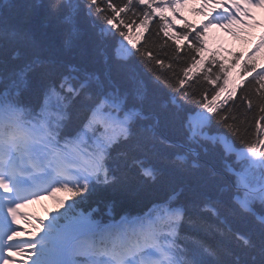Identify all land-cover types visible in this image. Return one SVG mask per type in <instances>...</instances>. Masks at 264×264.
Listing matches in <instances>:
<instances>
[{"label":"snow or ice","instance_id":"snow-or-ice-1","mask_svg":"<svg viewBox=\"0 0 264 264\" xmlns=\"http://www.w3.org/2000/svg\"><path fill=\"white\" fill-rule=\"evenodd\" d=\"M83 2L91 7L97 4V0ZM182 2L123 0L119 5L113 4L114 15L120 19L109 16L104 22L142 58L146 57L157 68L167 67L173 74L175 91L187 96L201 88L196 102L233 138L213 137L218 140L225 160L233 153V141H238L244 153L264 165V66L258 67L253 55L264 46V34L247 54L230 53V59L220 56L218 49H208L204 39L213 20L234 36L259 24L253 10L264 9V0H231L227 14L213 15L194 32L190 33L193 26L187 22L182 29L169 31L174 25L164 14V7L176 15ZM53 7L65 9L63 22L69 26L65 47L70 48L80 32L76 24L80 3L55 0ZM157 20L155 36L162 35L164 48L171 49V55L166 53L163 58L143 48L152 32L151 24ZM135 28L141 29L136 33L142 37L140 43L126 35ZM2 35L0 32V37ZM11 35L21 40L31 39L26 33ZM205 52L209 55L205 56ZM112 58L117 61L123 58L120 48L114 51ZM49 64L50 61L37 55L7 78L0 76V114L3 115L0 168L7 170L0 171V189L9 194L5 202L13 192V181L20 188L38 181H51V186L45 190L48 195L54 196L59 191L70 195L67 200L57 198L63 211L47 222L38 217L29 220L26 214L18 212L23 205L17 201L7 204V218L11 217V224L17 227L10 225L7 231L0 233V264H94L88 259H73L76 256L87 258L96 251V241H86L84 237H98V242L103 244L119 231V226L102 227L91 214L77 211L87 204L77 198L87 191L90 181L107 184L115 180L107 167L111 146L121 140L128 141L134 123L150 119L144 108L146 90L135 77L129 76L124 82L111 78L102 80L95 73L82 72L78 66L68 64L59 80H48L37 88L33 74ZM233 68L239 69L238 83L231 80ZM161 81L171 83V78ZM157 125L156 120L145 124L140 132L142 139L170 146L171 141L158 134ZM207 133L204 126L194 128L192 138L206 137ZM176 158L187 161L188 154H177ZM132 163L143 177L156 180V171L151 166L145 167L139 159H133ZM200 166L192 165L193 168ZM181 191L166 194L161 201L166 209L158 206L154 219L139 225L135 240L112 241L108 254L117 257L114 264H134L133 260L125 261V255H139L140 264H264V211H257V208L264 210V176L259 187H244L241 194L233 198L234 208L228 212L232 217L250 219L246 231L235 228L227 217L220 216L218 201L196 205L200 213L216 218L215 231L221 236L229 235L235 242L238 251L223 249L227 257H233L226 261L220 259L219 248L198 239L195 234L179 236L178 229L185 219L196 227L193 215H188L183 205L172 203L178 201ZM32 196L38 198V194ZM20 200L27 203L28 197ZM89 207L94 211L98 205ZM19 215L25 216V223L32 224L24 230L26 236H21ZM152 256L163 258L153 260Z\"/></svg>","mask_w":264,"mask_h":264},{"label":"trees","instance_id":"trees-1","mask_svg":"<svg viewBox=\"0 0 264 264\" xmlns=\"http://www.w3.org/2000/svg\"><path fill=\"white\" fill-rule=\"evenodd\" d=\"M75 2L80 3L76 17L80 32L78 38L73 39L70 48L65 47V39L69 31V26L63 22L65 9L54 8L55 0H13L12 4L2 6L0 10V32L3 33L0 37V73L15 70L31 60L33 56L38 55L50 61V64L47 68L33 74L37 88L48 80L58 79L66 63L95 73L102 80L111 78L117 82H124L127 77L133 76L137 81L142 82L146 90L144 108L149 113L151 122L158 121L160 134L171 142L181 141L182 135L184 139V135H188L187 129L183 127L186 113L195 108L206 113L195 99L201 88L194 89L187 96L182 91H175L172 72L167 70V67L157 68L137 52L127 60L117 61L112 58L113 44L118 34L104 20L109 16L115 20L120 19L114 15L113 4L119 5L123 3V0H108L111 5L105 3V0H97L95 7L86 5L83 0H75ZM128 15L131 16V13ZM151 28L152 32L148 34V40L143 44L144 50L151 51L162 58L166 53L171 55V49L164 48L162 35L155 36L158 26L153 24ZM13 32L26 33L31 39L21 40L12 36ZM153 75L160 76L161 80L171 78V83L154 78ZM197 83L200 82L197 81ZM211 125L215 136L221 133L233 139L213 118ZM199 143H201L198 147L202 157V161H199L201 166L193 168L185 166L174 157L173 145L164 146L154 141L145 142L141 134L137 139L122 141L115 154V180L92 190L86 202L100 207L112 204L116 211L140 210L149 202L162 198L172 189L178 192L182 190L179 199L185 202L189 211L188 215H193L196 227L192 229L196 237L219 248L222 261L233 258L227 257L223 249L227 247L238 251L235 242L229 235L221 236L218 231H215L216 218L208 213H200L196 207L203 203L205 195L211 197L219 192L221 185L227 184L225 182L227 171L222 162L232 163L233 157L225 160L218 143L212 147L201 140ZM233 144L236 147H242L238 141H233ZM203 146L206 150L202 153ZM148 155L151 158L150 163L156 170L154 181L143 177L140 170L132 163L133 159ZM244 166L243 164L233 165L236 170H243ZM261 170L260 166L257 167L258 172ZM222 191H224L223 188ZM186 196L189 197L186 198ZM228 199L226 195L221 198V205L217 206L219 214L227 217L235 228L246 231L250 227V219L229 216V209L234 208V205ZM88 209L90 210V207Z\"/></svg>","mask_w":264,"mask_h":264}]
</instances>
